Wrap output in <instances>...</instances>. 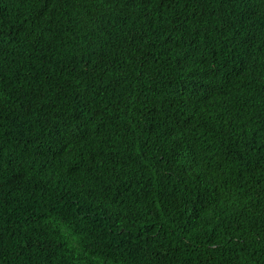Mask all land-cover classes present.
I'll return each instance as SVG.
<instances>
[{"label": "trees", "instance_id": "trees-1", "mask_svg": "<svg viewBox=\"0 0 264 264\" xmlns=\"http://www.w3.org/2000/svg\"><path fill=\"white\" fill-rule=\"evenodd\" d=\"M0 264H264V0H0Z\"/></svg>", "mask_w": 264, "mask_h": 264}, {"label": "snow or ice", "instance_id": "snow-or-ice-1", "mask_svg": "<svg viewBox=\"0 0 264 264\" xmlns=\"http://www.w3.org/2000/svg\"><path fill=\"white\" fill-rule=\"evenodd\" d=\"M43 7V6H42Z\"/></svg>", "mask_w": 264, "mask_h": 264}]
</instances>
